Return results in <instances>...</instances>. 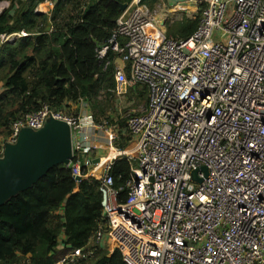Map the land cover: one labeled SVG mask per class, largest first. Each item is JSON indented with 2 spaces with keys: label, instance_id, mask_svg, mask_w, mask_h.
Wrapping results in <instances>:
<instances>
[{
  "label": "built area",
  "instance_id": "obj_1",
  "mask_svg": "<svg viewBox=\"0 0 264 264\" xmlns=\"http://www.w3.org/2000/svg\"><path fill=\"white\" fill-rule=\"evenodd\" d=\"M162 2L150 9L132 0L107 44L96 49L99 59L115 55L105 63L114 68L115 98L145 88L143 110L126 117L131 149L116 148L114 127L96 123L80 102L77 115L47 105L22 115L0 143V155L23 128L39 130L49 118L69 126L67 167L76 183L99 181L105 221L86 251L117 249L126 264H264V0L178 4L172 13L188 6L198 16L184 39L165 35ZM52 6L45 2L35 12ZM24 36L2 34L0 44ZM99 133L110 153L92 164ZM118 157L130 164L122 202L109 173ZM62 239L57 250L65 252L53 264H75L84 250H66Z\"/></svg>",
  "mask_w": 264,
  "mask_h": 264
},
{
  "label": "trees",
  "instance_id": "obj_2",
  "mask_svg": "<svg viewBox=\"0 0 264 264\" xmlns=\"http://www.w3.org/2000/svg\"><path fill=\"white\" fill-rule=\"evenodd\" d=\"M9 6L0 13V35L24 31L26 36L0 44V143L11 133L13 121L47 105L77 115L84 102L96 123L113 121L110 92L114 88L115 55L97 56L96 44L110 38L120 5L132 0H0ZM151 7L157 0H144ZM51 2L49 15L36 13L40 4ZM198 16L183 18L167 36L184 39L196 29ZM126 93L128 100L146 103L144 87ZM130 94L133 95L130 98ZM114 100V99H113ZM114 146L125 150L130 142L126 118L116 123ZM79 154H75V159ZM115 189L122 188L130 164L124 157L113 161L109 171ZM102 217L99 181L86 177L76 183L69 167L58 165L0 207V264H53L66 250L83 249L75 264H126L119 250L108 253L87 242ZM91 253V252H90Z\"/></svg>",
  "mask_w": 264,
  "mask_h": 264
},
{
  "label": "water",
  "instance_id": "obj_3",
  "mask_svg": "<svg viewBox=\"0 0 264 264\" xmlns=\"http://www.w3.org/2000/svg\"><path fill=\"white\" fill-rule=\"evenodd\" d=\"M127 8L120 5V11ZM102 46L96 44L97 49ZM72 158L69 126L59 120L47 119L39 130L23 128L14 143H5L0 156V207L18 193L29 189L52 168L67 167ZM92 164L98 163L93 159ZM200 170L207 175L206 167ZM192 173L193 180L200 182ZM79 181V177L74 178Z\"/></svg>",
  "mask_w": 264,
  "mask_h": 264
},
{
  "label": "rangeland",
  "instance_id": "obj_4",
  "mask_svg": "<svg viewBox=\"0 0 264 264\" xmlns=\"http://www.w3.org/2000/svg\"><path fill=\"white\" fill-rule=\"evenodd\" d=\"M43 5V4H41ZM9 6V2L7 1H1L0 2V13L3 12L5 9H7ZM40 6V5H39ZM39 6L37 7V9H39ZM50 8H47L46 10H41V12L43 14H47L49 15V10ZM158 12V10H156ZM181 13H184V11H180ZM168 17L167 18V22H166V28L167 29H173L174 27H176L179 23L180 20H178L174 15L170 16V14H167ZM186 18L189 19V16H187ZM140 87V86H139ZM138 87V88H139ZM130 98L133 97L132 94L129 95ZM114 99V100H113ZM111 104H112V111L115 110L116 113L112 116L113 121H108L109 123H107L108 125L107 128L109 127H114V129L116 128V125L114 123V121H116V123L120 122L121 119H125L126 117L129 116V114L131 113H135V112H140L143 110L144 104L141 103H137L135 100H128V96H124L122 98H111ZM66 115H72L74 113H68L67 111L63 112ZM78 113V111H77ZM116 132V130H115ZM101 136L103 138H105V133H101ZM133 147L132 142H131V138H130V142L128 143V146L126 147V149H131ZM105 152L104 154L108 155V153H110V151L107 149V146H105ZM125 149V150H126ZM89 264V263H88Z\"/></svg>",
  "mask_w": 264,
  "mask_h": 264
},
{
  "label": "crops",
  "instance_id": "obj_5",
  "mask_svg": "<svg viewBox=\"0 0 264 264\" xmlns=\"http://www.w3.org/2000/svg\"><path fill=\"white\" fill-rule=\"evenodd\" d=\"M159 1L160 0H157V2H155L151 7L149 6V8L150 9H153L154 7H155V4L157 3H159ZM188 0H163V2H162V5H163V11L165 12V13H168L169 14V10L171 11L170 12V16H172V15H174L178 20H182L183 18H186L187 16H189V19L191 18V14L190 13H188V12H190V8L188 7V6H186L185 8H183L182 9V11H184V13H181L180 11H176V10H174L173 11V13H172V10H173V7H176L178 4H180V5H182V4H184V5H186V2H187ZM156 4V5H157ZM149 5V4H148ZM162 13V12H161ZM162 14H164V13H162ZM165 15V14H164ZM170 18V17H169ZM163 19V18H162ZM188 19V18H187ZM166 22L167 21H165V23H164V30H165V35H167V33H166ZM148 30H151V28H149ZM85 104V103H84ZM86 105V104H85ZM83 108H85V109H87V111H88V107H87V105H86V107H83ZM78 109H79V111L80 110H83L82 109V104H78ZM93 140H94V142L97 144V150L96 151H94L92 154H90V157L92 156V158H96V157H103V156H105V154H104V152H105V144H104V139L102 138V136H101V133H99V134H96V135H94L93 136ZM108 242L109 241H105V244H104V246L105 247H107V245H108Z\"/></svg>",
  "mask_w": 264,
  "mask_h": 264
},
{
  "label": "clouds",
  "instance_id": "obj_6",
  "mask_svg": "<svg viewBox=\"0 0 264 264\" xmlns=\"http://www.w3.org/2000/svg\"><path fill=\"white\" fill-rule=\"evenodd\" d=\"M37 13V12H36ZM169 37V36H168ZM4 149V148H3ZM1 156V155H0Z\"/></svg>",
  "mask_w": 264,
  "mask_h": 264
}]
</instances>
